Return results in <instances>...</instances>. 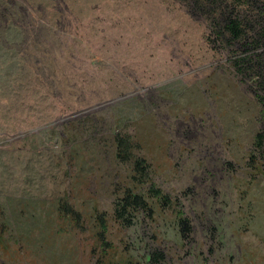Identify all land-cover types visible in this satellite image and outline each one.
Masks as SVG:
<instances>
[{"label": "rangeland", "instance_id": "rangeland-1", "mask_svg": "<svg viewBox=\"0 0 264 264\" xmlns=\"http://www.w3.org/2000/svg\"><path fill=\"white\" fill-rule=\"evenodd\" d=\"M193 2L0 0V264H264V49Z\"/></svg>", "mask_w": 264, "mask_h": 264}, {"label": "trees", "instance_id": "trees-1", "mask_svg": "<svg viewBox=\"0 0 264 264\" xmlns=\"http://www.w3.org/2000/svg\"><path fill=\"white\" fill-rule=\"evenodd\" d=\"M232 1V2H231ZM193 7H196L195 14H191L194 18H197V15H213L212 22L216 26H220L221 31L218 30L217 34L225 38L229 36V42L240 43L242 47V52L235 56V64L250 68L251 63L260 57L259 51L264 49V25L259 24L258 35L260 40L250 41L249 31L256 30L258 25H254L253 22L249 19L252 9L260 10L262 13L264 10V0H195L192 3ZM220 14H219V13ZM249 37V38H248ZM240 47V48H241ZM240 68V69H241ZM264 102V98L262 100ZM119 148L121 152H126L128 148L125 145L123 139H119ZM127 143V142H126ZM257 144L260 146L264 145V130L259 132L257 135ZM127 157V156H126ZM156 194H162L160 191H156ZM130 194L125 198V204H137L140 207H145L146 202L142 201L141 198L135 196L133 202L129 201ZM181 230L183 235L187 236L191 231V225L187 217L181 218Z\"/></svg>", "mask_w": 264, "mask_h": 264}]
</instances>
